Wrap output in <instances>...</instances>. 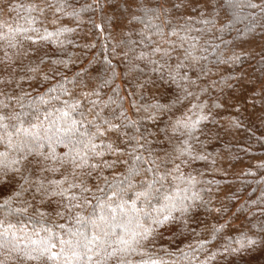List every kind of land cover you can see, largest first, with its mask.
Masks as SVG:
<instances>
[{"label": "snow or ice", "instance_id": "1", "mask_svg": "<svg viewBox=\"0 0 264 264\" xmlns=\"http://www.w3.org/2000/svg\"><path fill=\"white\" fill-rule=\"evenodd\" d=\"M18 8L29 13L27 27L0 24V264L214 261L215 254L204 260L201 254L210 251L233 217L224 220L227 209L213 208L212 199L195 191L199 181L185 169L208 159L195 144L202 143L203 126L215 123L217 110L227 101L217 96L209 103L192 90L211 69L196 55L198 41L185 47L192 30L190 9L201 11L203 19L198 22L220 33L233 29V21L250 17L251 27L246 25L253 33L250 40L236 44L219 37L225 45L241 47V53L233 51L228 59L217 60L234 66L243 63L244 53L264 60V0H32L27 5L0 0V12ZM106 9L122 38L103 66L94 68L93 61L84 63V53L94 45H76L69 35L84 22L82 14L105 15ZM245 9L251 12L241 17ZM66 17L77 27L62 25ZM174 20L176 25L166 32ZM137 24L155 31L147 35ZM169 35L178 40L170 41ZM254 42L258 53L249 51ZM142 43L157 57L143 52L135 56L145 67L126 61ZM69 44L80 47L81 55L68 54ZM117 49L127 51L122 57ZM114 60L124 63L128 72L145 73L148 68L156 74L137 82L141 95L150 92L153 102L133 103L134 116L124 108L115 83L121 76L127 80V73L119 72ZM164 84L175 85L179 94L166 100ZM199 91L209 95L208 88ZM191 99L196 103L180 118L169 115L178 103ZM178 135L184 139L177 142ZM201 211L217 218L208 223L199 218ZM194 225L204 227V232L196 233L201 237L198 247L189 244L185 251L177 245L175 252L162 247V229L177 228L175 238L195 233ZM258 232L264 233V221ZM245 239L247 243L238 240L239 248H226L220 255L232 257L231 264H243L245 253L264 246V236Z\"/></svg>", "mask_w": 264, "mask_h": 264}, {"label": "trees", "instance_id": "2", "mask_svg": "<svg viewBox=\"0 0 264 264\" xmlns=\"http://www.w3.org/2000/svg\"><path fill=\"white\" fill-rule=\"evenodd\" d=\"M11 2L14 5H27L32 0H11ZM83 2L84 0H80V3ZM68 11L71 12V8ZM250 12L251 10L245 9L240 15L241 17L249 16ZM105 13L102 15L96 11L82 14L84 22L79 26L76 34L69 35V38L76 45L83 46L86 42L88 45H94L84 53L86 56L84 63L93 61L94 68L103 66L106 55L110 58L112 47L118 44L122 38L121 28L114 27L110 22V10L106 9ZM228 14H232L231 9L228 10ZM32 15L36 14L33 13ZM28 16L29 13L25 8L0 12V24L7 22V25L12 27H27L29 21L25 18ZM213 17H215V12H213ZM202 19L203 13L201 11L197 8L190 9V27L192 30L187 34L188 43L185 44V47L198 41L196 43V55L201 57V65L206 69H211V71L206 77L198 81V87L194 86L192 90L200 95L201 100L209 103L211 102L210 97L217 96L223 97L227 103L224 108L217 110L219 114L214 117L215 123H207L203 126V134L200 135L202 143L195 144V147L208 159L198 161L192 168L185 169V171L192 172L197 177L199 183L196 185L195 191L199 192L205 200L212 199L213 208L227 209L224 220L233 217L231 226L219 234L215 242L212 243L210 251L202 253L200 258L204 260L211 254H215L216 259L214 261L209 259L208 264H231L232 257L221 256V252L225 251L226 248L228 250L239 248L238 240H244L247 243L245 235L249 239L257 240L264 236V233L258 232V227L264 221V70L261 68V65H264V60H261L258 54L252 58L244 53L241 55L242 64L237 63L234 66L218 64V58L228 59L233 51L241 53V47L225 45L219 37L222 35L224 40L235 41L236 44L244 39L250 40L253 33L246 27V25L251 27L250 17L241 21H233L234 28L224 33L217 32L211 25L198 22ZM147 22L148 18H145V23ZM152 23H159V21L152 20ZM180 23L182 24L183 20ZM61 24L69 28L77 27L75 21L67 17L61 21ZM95 25L100 27H95ZM175 25L176 21L174 20L172 25L165 28V31L170 32ZM136 27L143 29L147 35H152V32L155 31L154 29L150 31L142 24H137ZM217 27L220 25L217 24ZM49 28L51 29V25ZM177 31L180 32L181 36L185 35L181 29L177 28ZM259 34V29H257L255 35L259 36ZM134 38L139 39V37ZM168 38L170 41L178 40L177 37L170 35ZM157 39L159 37L153 36V40ZM257 43L254 42L249 51L258 53ZM81 51L80 47H74L72 44L67 46L68 54L80 56ZM117 51L123 57L127 49H117ZM141 52L152 56L154 59L157 58L151 52V48L142 43L135 45V52H129L126 61L130 60L133 64L145 67L144 62L135 59V56ZM113 63L118 65L119 72L127 73V80L121 76L115 83L121 90L120 96L124 98V108L128 110L130 116H134L136 108L132 107L133 103L142 106L153 102L150 92L144 91L143 96L141 95V90L136 86L137 82L147 80L148 76L155 77L156 74L151 73L148 68H145L146 74L128 72L124 63H120L118 60H114ZM175 63L176 61L173 59V66ZM164 75L167 77V71ZM192 78L196 79V76L192 75ZM158 83L162 82L158 81ZM200 88H208L209 95L201 93ZM165 89V99L169 101L180 92L175 85L164 84L161 91H165ZM195 103V99L178 103L173 113L169 115L173 119L180 118ZM139 114L143 115L144 113L141 111ZM162 119L167 122L169 116L162 117ZM149 126L155 127L154 125ZM182 139L184 137L177 136V142ZM209 181H211L210 184ZM199 218L212 223L217 217L215 213L209 216L201 211ZM193 227L195 233L185 232L175 238H173L172 233L178 232L177 228L173 227L171 231L162 229L161 231H165V238L160 241L162 247L167 248L170 252H175L177 245L185 251H189V244L198 247L201 237L196 233L204 232V227L203 225L199 227L194 225ZM159 255L164 259H169L164 252H160ZM243 264H264V246L257 247L255 251L250 253H245Z\"/></svg>", "mask_w": 264, "mask_h": 264}]
</instances>
